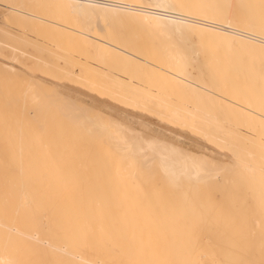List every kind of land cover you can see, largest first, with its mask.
Here are the masks:
<instances>
[{
	"label": "bare ground",
	"instance_id": "6f19581e",
	"mask_svg": "<svg viewBox=\"0 0 264 264\" xmlns=\"http://www.w3.org/2000/svg\"><path fill=\"white\" fill-rule=\"evenodd\" d=\"M258 3L259 0H0V50L5 48L11 53L10 58L0 62V76L18 75L17 67L29 61L37 70L51 69L56 76L59 73V77L76 79L91 90L100 89L99 93L104 92L134 109L153 112L160 122L196 131L216 145L219 148L216 150L235 149L240 153L241 166L222 175L220 183L242 177L251 186L250 195L258 200L259 136L256 145L249 149L238 144L236 133L222 124L233 122L236 123L233 127L241 126L247 122L248 112L259 116L264 76L259 26L241 31L216 22L213 9L166 7L231 4V11L238 14L246 11L241 5ZM35 5L57 7L79 29L46 21L24 9ZM40 27L58 34L54 42L49 39L52 49L27 39L26 34L37 35ZM40 37L41 42L44 36ZM184 41L194 42L196 49L184 48ZM19 42L34 50L33 53L22 52L16 46ZM45 75L26 85L25 93L32 103L37 97L31 93L44 84L56 85L57 90L68 89L58 82V76L56 81H45ZM59 94L70 101L57 103L60 117L53 118V134L48 133V138L41 141L26 125L20 124L12 130L11 142L33 177L30 188L16 191V204L23 208L39 203L60 227L38 233L0 215V236L10 233L19 241L17 248L0 251V259H58L71 264L136 258L231 260L243 258L248 247L256 250L259 259L264 219L258 212L250 211L248 203L241 233L237 229L239 221L233 229L229 215L224 220L218 207H211L209 231L214 247H208L207 236L202 244L203 255L189 253L184 246L193 203L209 209L202 193L197 191L203 185L192 179L197 174V165L206 162L222 168L232 164L230 150L225 161L211 153L215 160L212 156L192 154L158 135L143 138L134 134L130 124L119 119L104 120L98 114L88 116L85 105L71 99L64 90ZM243 95L251 97L253 105L242 111L238 97ZM173 98L183 99L186 106L170 104L168 100ZM93 103L96 108L100 104ZM35 109L39 111L38 107ZM217 114L221 117L219 121ZM5 139L6 131H0V152L4 150ZM247 163L252 164L251 169L243 166ZM157 227L166 231L172 241L169 252L138 257L134 250L120 246V241H131ZM84 233H93L97 239L111 236L113 242L107 248L115 247V251L79 243L77 238Z\"/></svg>",
	"mask_w": 264,
	"mask_h": 264
},
{
	"label": "snow or ice",
	"instance_id": "6c2138e0",
	"mask_svg": "<svg viewBox=\"0 0 264 264\" xmlns=\"http://www.w3.org/2000/svg\"><path fill=\"white\" fill-rule=\"evenodd\" d=\"M35 7H43L35 5ZM166 7L176 8H199L215 10L216 22L227 23L229 28H237L241 31H250L255 26H259L260 35L262 37L261 55L264 57V0H259L258 4L241 5L240 7L246 11L234 14L231 4L224 5H171ZM207 19V16L204 17ZM238 103L243 105V109H249L253 105V100L247 95L238 97ZM3 110L5 114L6 139L5 147L0 152V188H2L3 196L0 198V215L10 217L19 221L21 225L32 227L38 233L51 232L60 227L57 222L48 217L43 207L37 203L34 207L21 208L15 202V193L20 188H30L32 186V174L22 156H17L12 142L11 134L14 125L23 124L28 126L34 134L40 136L46 127V121L39 115H33L34 109L29 107L27 103H20L11 96L5 97L3 101ZM259 116L255 117L248 112V120L242 124L236 133V141L245 147L251 149L256 145L257 135L259 136V159H260V196L257 200L251 196V186L244 178L233 179L232 181L224 180L220 183L222 175L235 172L241 166L240 153L235 149L230 150L232 155V164L224 165L222 168L215 164L200 163L197 165V174L192 177L200 181L203 185L202 189H198V194L202 193V199L207 202L209 209H203L195 202L192 205V219L187 225V240L184 246L189 253H202V244L206 241L209 248L214 247L210 239L211 221L209 218V210L211 207H220L225 201L240 199L248 203L249 210L258 212L264 219V76H262V86L259 97ZM175 151V150H174ZM251 157L252 153L249 151ZM195 159V158H193ZM244 167L251 169L252 164L247 163ZM19 229H17V233ZM79 243L84 245H92L105 248L106 251L114 252L115 247L107 248L112 243V237L97 239L93 233H84L77 238ZM19 241L10 233L0 236V251H9L17 248ZM120 246H127L134 250L138 257L154 256L163 254L171 250L172 241L169 235L163 229L157 227L149 230L147 233H141L139 237H134L131 241L122 240ZM0 264H71L67 260H16L8 259L7 261L0 259ZM85 264H264V227L261 229L259 259L256 258V250L248 247L245 250L243 258L231 260H172L158 258H136L128 260L115 259H98L95 261H87Z\"/></svg>",
	"mask_w": 264,
	"mask_h": 264
},
{
	"label": "rangeland",
	"instance_id": "374dc122",
	"mask_svg": "<svg viewBox=\"0 0 264 264\" xmlns=\"http://www.w3.org/2000/svg\"><path fill=\"white\" fill-rule=\"evenodd\" d=\"M42 6H44V7L37 8L35 6H28V7H24V9L28 13L33 14V15H35L39 18H42L46 21L48 20L50 22L57 23L59 25L66 26V27H69L72 29H79L78 25L76 23L74 25V22H72L71 19L67 18V16L64 14V12L59 10L57 7H51L52 5H50V7L53 8V9H50V7L47 5H42ZM60 13H61V15H60ZM66 19L69 21L67 22ZM63 21L66 23H63ZM41 27H40V29L42 31H40V29H39V31L36 32L37 35H33V33L32 34L29 33L30 34V36H29L28 34H26L27 39L30 40L29 41L30 43L35 41L33 43H38V44L41 43L42 46L44 45V47H46L47 45L50 47L49 44L55 41V36L57 33L54 34V32H51L52 30L51 29L49 30V28H48V31L45 29H42L43 27L44 28H47V27L52 28L51 26L44 25L42 28ZM123 27H125L126 29H130L126 25H123ZM44 31H46V33H44V35H43L42 33ZM28 32L29 31H27L25 33H28ZM49 32H50V34H49ZM16 33L18 34V32H15V35H17ZM25 33H22V34H25ZM51 33L54 34V36H51ZM19 34L21 35V33H19ZM19 34H18V36H20ZM40 34H42V35H40ZM39 35L41 37H43V36L44 37L41 38ZM31 36L32 37L34 36L33 38H35V36H36V39L30 38ZM22 37H23V35H22ZM39 37L41 38V40L43 39L44 41L42 40L40 42L39 41L40 39H38ZM51 37H52V39H51ZM24 38H25V35H24ZM47 38H48V40H47ZM31 39H33V40H31ZM45 40H47V41H45ZM37 41H39V42H37ZM44 42H47V43H44ZM13 43L15 44V41H13ZM19 44L16 43V46L20 50H22V52L33 53L34 50H32V49H30V47L24 45V43L19 42ZM45 44H47V45H45ZM24 46L27 47L25 50H24ZM182 46L188 50H195L196 49V45L194 42L191 43L188 41H184V42H182ZM171 47H174V46L172 45ZM10 56H11V53L8 49L3 48L0 50V57L3 58V59L0 58V62H5L4 60L7 58H10ZM20 61H22V60H20ZM88 61L90 63H92L91 59H88ZM17 68H18V71L20 70L18 75H2V76H0V131H6L5 114H4V110H3V101L7 95V96H11L12 98L18 100L22 104L27 103V105L29 107H32L34 109L33 115L39 114L46 121V127L43 129V134L40 135L39 138L41 139V141L48 138L47 134L48 133L53 134V132H54L53 128L51 127V125H53V123L55 121L53 118L55 116L57 117V119H58V116L60 117V115L58 114V111H57L58 105H60V102L61 103H68L70 101L69 98L64 99L65 97L63 95L59 94V92H61V91L63 92V90H64L65 94H66V92L69 93V97H71V99H76L77 101H79L81 103V105H83V106L85 105L86 107L85 106L84 107L89 109L87 112L88 116H93L94 114H98L104 120H106L107 118H108L107 120H109V119L110 120H118L119 119V121L122 123L124 122L125 124H128V125L130 124L129 127L133 130L134 134L137 133V134L141 135L143 138H148V137H152L154 135H158L157 137L166 139V141H168V142H169V140H171V142L173 141V143H176L178 146H180L181 148H183L184 150H187L188 152H190L192 154H204L206 156H212L215 160H216L215 156H217V157L221 158V160L224 159L223 161H225V159L228 158L227 156H229V152L227 150L226 151L216 150V148H217L216 145H213L212 142L209 143V141L207 139L202 138L200 133L193 131V130H189L187 127H184V126L182 127L179 124L175 125V123L172 124L171 122H167V123L166 122H160V121L156 120V117H154L156 114H152L153 112H149L145 109H134L131 105H129L123 101L119 100L120 101L119 102L118 100H114V99L109 98L108 96H106L104 94V92L99 93L98 91L100 89H98V91L96 90L97 91L96 92L93 89L91 90L90 87L89 88L85 87V86H87L86 84H84V83L82 84V83H80V81H78L76 79L74 80V79L69 77L70 79H72V80H69V78L67 79V77L63 76V75H62L63 77H59L61 75H59V73H58V75H57L59 77V80H58V77L56 76V74L51 72L52 71L51 69H46V71H44V72H43V70H39V69L37 70L34 68V66H32L31 63H29V61L28 62H22L20 64V67H17ZM49 72H51L52 74L51 73L49 74ZM41 74H46L45 77L47 79H44L45 81H50L51 79H52V81L58 80V82L60 81V83L64 87H67L68 89L63 88V89L57 90L56 85L52 86L49 83L44 84L43 86H41L37 89H34L33 92L31 93L33 95L35 94V96H34L35 98L37 97L36 102L32 103L28 98L29 95L25 93L26 92V85L30 82H34V81L37 82L39 80V79H37V77H40ZM47 74H49V75H47ZM121 76L126 77L124 75H121ZM75 81L79 82L83 86L79 85V83H76ZM151 90H154V89H151ZM77 101H76V103H79ZM92 101L93 102L94 101L100 102V104L97 103L98 109L96 108V105ZM168 102L172 105L174 104L177 106H180V105L186 106L185 101L183 99H179V98H173L170 101L168 100ZM57 103H58V105H57ZM80 103H79V105H80ZM98 105H100V106L98 107ZM129 106H130V108H129ZM36 107H38L39 111H36V109H35ZM190 107H191V105L187 104L188 110H191ZM93 108H95V109H93ZM55 110L57 111V114H55V112H56ZM220 118H221L220 115L217 114V118H216L217 121H219ZM144 125L146 127H144ZM16 126H18V125H14L12 130H14V128ZM222 126L226 130L232 131L235 133H237L238 128H240V126L233 127V126H236V123H233V122H231V124L230 123H223ZM140 128H142L143 130L141 129V131H140ZM144 128H146V130ZM27 129L29 131H32L28 126H27ZM151 134H153V135L151 136ZM161 134H162V136L163 135L164 136L163 137L159 136ZM123 137L125 139H128L126 134H124ZM217 149H219V148H217ZM227 152H228V155H227ZM211 153L214 154L215 156L212 155ZM243 204H245V205L242 206ZM228 206H229V208H228ZM225 207H226V209H225ZM241 207H242V209H241ZM231 208H234V209H232L233 212L230 210ZM246 209H247V203L243 202L240 199L225 201L222 206L218 207V210L221 211L220 217L222 219H224V220L227 219L228 215H229V218H231V219H229L232 221L231 228L234 229L235 223L237 221L240 222V228L237 227L239 233H241V231H243V226L241 225V221H243V219L245 218ZM227 211H229V212H227ZM241 235H243V234H241Z\"/></svg>",
	"mask_w": 264,
	"mask_h": 264
}]
</instances>
